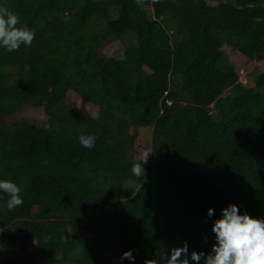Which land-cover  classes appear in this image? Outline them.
Returning a JSON list of instances; mask_svg holds the SVG:
<instances>
[{
	"label": "trees",
	"instance_id": "obj_1",
	"mask_svg": "<svg viewBox=\"0 0 264 264\" xmlns=\"http://www.w3.org/2000/svg\"><path fill=\"white\" fill-rule=\"evenodd\" d=\"M0 5L35 31L0 47V179L23 199L0 191L3 264H145L209 252L230 204L264 218V0ZM224 48L263 68L241 80Z\"/></svg>",
	"mask_w": 264,
	"mask_h": 264
},
{
	"label": "clouds",
	"instance_id": "obj_2",
	"mask_svg": "<svg viewBox=\"0 0 264 264\" xmlns=\"http://www.w3.org/2000/svg\"><path fill=\"white\" fill-rule=\"evenodd\" d=\"M140 3V0H137ZM35 31L26 25L21 26L19 14L7 6L0 5V47L8 52L18 51L20 46H31ZM94 135L83 132L79 136L80 143L86 148L95 144ZM150 152H144L137 159L133 158L132 174L136 177L145 173L144 165L148 162ZM0 191L7 193V208L15 210L23 204L18 184L0 179ZM222 215L214 220L211 230L215 234V243L207 253L191 251L185 241L181 246H174L162 255L158 261L146 260L145 264H190V260L200 264H264V218L253 217L246 212L241 214L238 206L233 203L221 209ZM209 217L214 215V209L209 208ZM134 262L132 250L123 252L121 260Z\"/></svg>",
	"mask_w": 264,
	"mask_h": 264
},
{
	"label": "rangeland",
	"instance_id": "obj_3",
	"mask_svg": "<svg viewBox=\"0 0 264 264\" xmlns=\"http://www.w3.org/2000/svg\"><path fill=\"white\" fill-rule=\"evenodd\" d=\"M210 2L214 3L216 0H209ZM227 53L228 56L231 58V60L234 62L236 68L239 70L240 72V79L241 80H246V75L255 68V66H258L259 69L263 68V64L259 63V62H252V61H247L245 59V57H243L241 54L232 51L228 48H224ZM84 106H86L89 110L93 111V107L90 106L87 102H83ZM143 133H146V131H144ZM68 234L71 235H76L78 234L77 231L75 230H69ZM33 248V247H32ZM0 264H3L0 260Z\"/></svg>",
	"mask_w": 264,
	"mask_h": 264
}]
</instances>
